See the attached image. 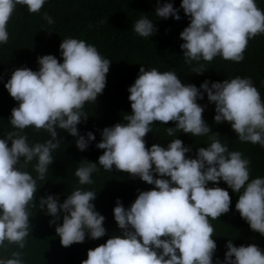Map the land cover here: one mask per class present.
Listing matches in <instances>:
<instances>
[{"label": "clouds", "instance_id": "obj_1", "mask_svg": "<svg viewBox=\"0 0 264 264\" xmlns=\"http://www.w3.org/2000/svg\"><path fill=\"white\" fill-rule=\"evenodd\" d=\"M45 2L0 0V44L8 41L7 24L17 5H25L31 13L39 12ZM179 9L189 19L179 33L187 64L211 61L217 55L240 62L248 40L264 33V11L255 0H180ZM179 9L169 0L163 4L157 0L154 13L178 20ZM42 15L47 24L53 23L46 12ZM132 28L147 38L156 30L146 14ZM58 48L60 62L52 54L38 56L37 70L16 68L4 83L18 103L8 119L16 131L0 138V250L9 245L17 250L7 258L0 255V264H25L20 250L30 232L29 209L37 185L21 166L35 158L37 179L43 180L52 152L63 139L57 129L75 138L78 151L95 140L92 131L80 134L77 125L87 119L85 103L95 102L102 93L111 61L83 39L64 38ZM204 71L203 64L192 68V73ZM127 91L131 112L123 117L126 123L100 130L101 139L94 146L103 149L102 154L96 162L80 160L74 174L80 185L91 184V173L99 164L105 171L114 167L153 187L138 190L128 207L116 199L112 213L119 233L88 249L80 264H264V250L256 244L235 246L232 240L225 243L223 260L213 261L217 245L209 218L217 219L230 206L229 192L219 182L238 193L235 210L264 237V177L249 179V159L221 143L202 117L205 106L197 103L206 95L214 103V122H227L241 142L264 147V102L251 78L205 79L197 87L182 82L173 71L145 70L140 64ZM153 121L174 122V127H165L169 136L177 130L192 137L210 134V143L197 147L194 156H186L192 146L177 136L166 146L153 143L146 148L144 137ZM26 127L45 130L49 139L30 145L23 134ZM95 199L96 192L80 188L62 202L54 194L39 198V208L52 218L49 224L56 225L61 246L82 243L86 235L93 240L105 236V217L95 209Z\"/></svg>", "mask_w": 264, "mask_h": 264}, {"label": "trees", "instance_id": "obj_2", "mask_svg": "<svg viewBox=\"0 0 264 264\" xmlns=\"http://www.w3.org/2000/svg\"><path fill=\"white\" fill-rule=\"evenodd\" d=\"M164 2L165 0H159L160 4ZM169 2L179 9L180 0ZM255 2L264 11V0ZM156 5L157 0H46L39 12L30 13L25 5H17L13 10L7 24L8 41L0 44V138L9 131H16L8 119L11 109L18 102L4 87L14 69L28 67L35 71L39 67L36 58L45 54L56 56L60 62L62 58L58 46L62 39L68 37L83 39L94 45L103 57L111 61L102 93L97 95L95 102L85 103L82 110L87 119L77 125L80 134L92 131L95 140L84 151H78L75 138L65 130L57 129L58 136L63 139L52 152L53 161L43 180L37 179L35 158L20 168L36 179L37 185L34 204L29 209L30 232L25 238V247L20 250L25 264H80L87 258L88 249L104 243L112 234L119 233L112 213L116 199L119 198L123 206L128 207L134 201L138 190L153 187L114 167L110 172L105 171L99 164L91 173V184L80 185L74 174L75 169L80 166V160L96 162L97 157L102 154L103 149L94 146L101 139L100 130L118 122L126 123L123 117L131 112L127 89L137 77L140 64L145 66V70L156 68L161 72L173 71L182 82L192 83L197 87L205 79L212 82L236 76L250 77L264 102V33L248 40L243 52L244 59L240 62L225 60L217 55L211 61L200 60L187 64L181 55L179 45L183 41L179 38V33L187 26L189 19L182 9H179L178 20L171 16L167 19L156 17ZM45 12L52 17V24H47L44 20L42 14ZM141 14H146L154 23L156 30L149 38L141 37L133 31L132 25ZM197 63L203 64L206 71L192 73V68ZM197 103L205 106L202 117L210 131L220 135L218 138L221 143L226 144L230 151H239L249 159V179L264 177V147L241 142L227 122H214V103H209L206 95ZM165 127H174V122L162 124L153 121L151 132L144 137L146 148L153 143L166 146L177 136L184 145L192 146V152L186 153V156H194L197 147L210 143V134L192 137L177 130L169 136ZM23 134L30 145L49 139L45 130H36L33 127H26ZM218 186L228 190L230 206L229 211L217 219L209 218L214 229L213 239L217 245L213 261L217 257L223 260L227 240H232L235 246L251 243L264 250V237L251 230L234 208L238 193H233L223 181ZM75 188L96 192L93 203L95 209L105 217L103 226L106 234L95 240L86 235L84 242L63 247L55 233L56 225L49 224L52 218L39 208L38 200L47 194H54L62 202ZM15 250V245H9L7 249L0 250V255L7 258Z\"/></svg>", "mask_w": 264, "mask_h": 264}]
</instances>
